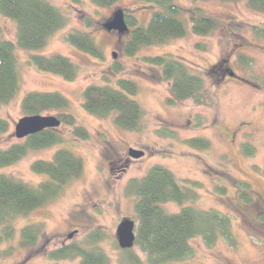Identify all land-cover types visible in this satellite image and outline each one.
<instances>
[{
    "label": "rangeland",
    "instance_id": "rangeland-1",
    "mask_svg": "<svg viewBox=\"0 0 264 264\" xmlns=\"http://www.w3.org/2000/svg\"><path fill=\"white\" fill-rule=\"evenodd\" d=\"M48 1L63 13L66 25L41 49L16 45L21 85L11 101L0 105V118L9 123V129L0 133V149L23 139L16 135L15 126L25 115L22 99L34 90L64 94L70 101V111L88 129L89 136L78 137L74 127L60 124L54 130L63 137L61 143L31 150L15 163L0 167V173L39 185L47 176L35 172L33 162L52 159L61 147L83 158L84 172L55 199L14 220L13 236L0 243V264L54 263L50 252L69 245L101 249L110 257V264H126L127 254L119 246L117 227L124 218L138 224L135 196L127 186L156 164L173 171L183 185H193L198 195L187 205L215 208L232 217L234 244L219 238L214 245H207L202 237H194L193 253L181 264H264V12L250 7L247 0H174L186 23V34L128 54L125 44L133 27L128 24L129 30L120 33L107 30L104 23L122 8L139 24L147 25L152 12L160 9L156 4L118 0L113 5L98 6L91 0ZM199 10L217 24L207 35L191 30V17ZM87 17L93 21L90 26ZM0 29L3 39L17 44V23L13 19L0 14ZM74 29L88 31L103 56L94 57L69 43L66 35ZM55 53L70 57L78 66L74 80L43 71L31 62L32 54ZM167 54L182 59L193 72L203 75L207 102H167L170 82L164 78L162 67L147 59ZM227 69L235 74L230 76ZM121 78L133 79L139 85L132 97L144 109L141 130L123 129L115 123L114 115L99 117L83 106V92L88 85L117 87ZM58 113L53 110L42 114ZM193 137L208 140L209 147L189 145L187 140ZM245 143L254 147L252 155L245 153ZM130 148L141 149L144 155L132 157ZM243 183L248 184L249 201L242 197ZM164 206L169 212H178L182 207L175 202ZM30 224L42 225L33 245L26 244L20 233ZM94 231L102 234L96 240L91 238ZM132 251L146 259L138 245ZM59 261L78 264L80 258Z\"/></svg>",
    "mask_w": 264,
    "mask_h": 264
},
{
    "label": "trees",
    "instance_id": "trees-1",
    "mask_svg": "<svg viewBox=\"0 0 264 264\" xmlns=\"http://www.w3.org/2000/svg\"><path fill=\"white\" fill-rule=\"evenodd\" d=\"M91 1L98 6H109L118 0ZM139 1L156 4L160 9L152 12L147 25L139 24L135 16L126 13L127 23L133 27L132 35L125 44L128 54H134L143 46L163 44L186 34V23L180 17V8L174 0ZM247 2L253 9L264 12V0ZM0 14L17 23V44L0 36L1 105L11 101L21 85L16 45L29 50L43 48L50 37L66 25V17L48 0H0ZM86 22L89 26L93 23L90 17L86 18ZM216 27V21L200 10L191 17V30L195 34L207 35ZM66 40L94 57L103 56L102 49L88 31L74 29L67 33ZM147 59L160 65L164 78L170 82L168 103L192 99L204 104L209 100L203 75L193 72L182 59L171 54L149 56ZM31 62L43 71L70 81L77 77L78 66L70 57L60 53L32 54ZM138 90V83L129 78L119 79L117 87L90 84L83 92V106L99 117L114 115L119 127L138 131L142 128L144 115L143 106L132 97ZM21 107L25 115L58 110L61 124L74 127L78 137L86 139L89 136L88 129L79 124L70 111L69 99L59 91H29L22 99ZM8 129V121L0 118V133ZM62 141L63 137L54 128L28 135L6 149H0V167L15 163L31 150L55 146ZM187 142L198 149H207L210 145L201 137L190 138ZM244 150L249 155L254 153V147L248 143L244 144ZM32 168L47 176L36 186L0 173V243L13 236L14 220L18 216L44 206L59 196L71 181L79 178L84 172V162L81 156L61 147L52 159L34 161ZM193 183L196 185L197 182ZM242 186L245 188L242 197L251 200L246 191L248 184L243 183ZM192 187L183 185L173 171L160 164L152 166L141 178L129 181L127 191L135 196L134 208L138 220L134 245L142 249L146 259L134 254L131 247L124 249L126 264H181L193 253L191 239L197 236L202 237L207 245H214L219 238L235 243L229 214L215 208L201 209L187 205V202H195L198 195ZM167 202H175L182 207L178 212H169L164 206ZM41 230V224H30L23 227L20 233L26 244L33 245ZM101 235V232L94 231L91 238L96 240ZM49 255L55 260L50 264H61L59 260L73 257L80 258L78 264H110V257L101 249L90 250L75 245L57 248Z\"/></svg>",
    "mask_w": 264,
    "mask_h": 264
},
{
    "label": "water",
    "instance_id": "water-1",
    "mask_svg": "<svg viewBox=\"0 0 264 264\" xmlns=\"http://www.w3.org/2000/svg\"><path fill=\"white\" fill-rule=\"evenodd\" d=\"M104 27L109 31L117 30L120 33L127 32L129 30V25L126 20L125 11L122 8H118L113 17L104 23ZM228 74L233 76L235 73L232 70H229ZM60 124L61 120L57 115L27 114L21 117L16 123L15 133L18 137L24 138L46 128L58 127ZM129 154L132 157L139 158L144 155V151L141 149L130 148ZM135 227V221L130 218L122 219L118 225V243L122 249H128L134 246L136 240ZM72 235L73 233H71L69 237H72Z\"/></svg>",
    "mask_w": 264,
    "mask_h": 264
},
{
    "label": "flooded vegetation",
    "instance_id": "flooded-vegetation-1",
    "mask_svg": "<svg viewBox=\"0 0 264 264\" xmlns=\"http://www.w3.org/2000/svg\"><path fill=\"white\" fill-rule=\"evenodd\" d=\"M223 75V74H222ZM223 77V76H222ZM227 77H229L228 75L227 76H225L224 78H227Z\"/></svg>",
    "mask_w": 264,
    "mask_h": 264
}]
</instances>
